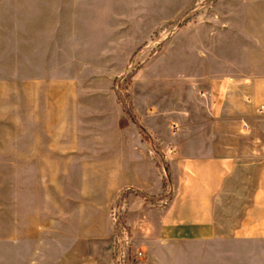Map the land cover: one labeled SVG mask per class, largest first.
I'll list each match as a JSON object with an SVG mask.
<instances>
[{"label": "crops", "instance_id": "1", "mask_svg": "<svg viewBox=\"0 0 264 264\" xmlns=\"http://www.w3.org/2000/svg\"><path fill=\"white\" fill-rule=\"evenodd\" d=\"M13 3L0 0V103L10 101L11 38L18 37L19 165L54 167L59 159L57 59L52 50L28 40L41 32L27 29L32 17L37 20V13L28 11L31 0H18L19 28L11 30ZM217 7L225 20L218 18L220 29L209 37L204 33L216 56L210 72L196 81L204 133L179 151L168 148L163 175L135 125L123 123V110L115 116L117 125L84 132L82 149L98 156L83 158L82 164L99 169L90 171L89 188L77 195L78 204L68 201L77 206L81 221L64 244L54 237L58 190L38 195L52 214L51 246L60 253L56 264H115L110 213L120 194H125L132 238L146 256L140 264H264V0H219ZM4 111L3 106L0 116ZM37 228L42 231L43 225ZM42 244L40 237L36 245Z\"/></svg>", "mask_w": 264, "mask_h": 264}, {"label": "rangeland", "instance_id": "2", "mask_svg": "<svg viewBox=\"0 0 264 264\" xmlns=\"http://www.w3.org/2000/svg\"><path fill=\"white\" fill-rule=\"evenodd\" d=\"M12 1L14 32L19 28L18 0ZM218 1L37 0L35 6L31 0L28 11L37 13V20L32 17L27 29L41 32L28 40L38 41L44 51L52 50L57 59L59 159L54 167L19 165V87L14 79L19 39L12 37L11 97L0 103V113L5 108V116H0V264H56L60 253L59 247L51 246L52 214L38 195L58 190L59 229L54 237L64 244L71 237L68 231L75 233L74 223L81 221L74 206L77 195L89 188L90 171L96 174L99 169L82 164L83 158L98 156L82 149L84 132L117 125L119 109L125 114L123 123L132 122L138 129L163 175L168 148L179 151L181 144L204 133L196 81L210 72L216 56L204 33L209 37V32L220 29L218 18L225 20ZM164 184L167 187L165 178ZM124 196L115 200L112 223V210L118 206L127 225ZM40 224L42 231L37 228ZM40 237L43 244L36 245ZM9 238L21 239V244H10ZM121 252L126 251L115 248V264ZM127 255L131 258V251ZM145 258L129 264H140Z\"/></svg>", "mask_w": 264, "mask_h": 264}, {"label": "built area", "instance_id": "3", "mask_svg": "<svg viewBox=\"0 0 264 264\" xmlns=\"http://www.w3.org/2000/svg\"><path fill=\"white\" fill-rule=\"evenodd\" d=\"M172 131L175 133L177 131V126L174 125L172 127ZM112 218L114 224V246L115 248L118 247L122 251L116 261V264H129L134 261L142 260L145 256L144 251L142 248L138 247L137 245L133 244L132 237L130 235L129 229L127 225L123 222V213L121 209L117 206L112 210ZM131 251V258H129L128 252ZM127 253V254H126ZM127 255V256H126Z\"/></svg>", "mask_w": 264, "mask_h": 264}]
</instances>
